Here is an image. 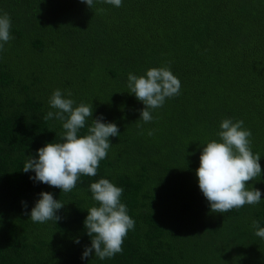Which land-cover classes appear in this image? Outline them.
I'll use <instances>...</instances> for the list:
<instances>
[{"label":"trees","instance_id":"trees-1","mask_svg":"<svg viewBox=\"0 0 264 264\" xmlns=\"http://www.w3.org/2000/svg\"><path fill=\"white\" fill-rule=\"evenodd\" d=\"M3 13L13 39L0 51V264H264L253 227H264V0H94L93 9L81 0H0ZM165 66L180 95L152 110L151 122L138 121L144 105L128 74ZM56 89L120 130L97 175H82L71 192L22 171L38 149L63 142V121L44 119L56 111L48 103ZM224 119L251 130L262 174L246 185L261 191L259 204L221 214L211 212L196 170ZM102 178L123 189L135 228L122 253L82 259L92 239L87 210L98 206L90 185ZM44 191L65 204L61 220L24 215Z\"/></svg>","mask_w":264,"mask_h":264},{"label":"clouds","instance_id":"clouds-1","mask_svg":"<svg viewBox=\"0 0 264 264\" xmlns=\"http://www.w3.org/2000/svg\"><path fill=\"white\" fill-rule=\"evenodd\" d=\"M93 9L94 0H81ZM100 3L115 7L122 6V0H98ZM12 22L7 13L0 15V51L13 39ZM127 87L130 94L143 103L140 119L144 123L153 120L152 110L163 107L166 99L180 95L181 81L169 67H153L146 75L128 74ZM67 96L72 92L67 90ZM56 111H49L45 120L63 121V142L47 143L37 150V156H29L22 171L34 172L30 177L35 182L58 188L61 192H71L79 178L96 176L100 161L108 155L112 143L110 137L120 135L119 127L114 122H104L101 115L93 119V106L80 103L74 107L75 101L65 98L60 89H56L48 101ZM88 118L92 125L87 134L78 135L85 128ZM148 135H153L150 130ZM220 142L213 140L203 147L200 164L196 170L198 185L213 213H226L232 209H240L244 205H256L261 201V191L257 188L249 190L246 185L262 174L259 153L251 150L252 132L244 128L243 120L224 119L218 132ZM92 199L98 206L91 207L84 221L87 235L91 237V246H85L82 259L95 253L100 260L112 258L123 251V242L129 230H134L135 220L128 214L126 204L121 202L123 189L100 179L90 185ZM29 215L34 223H46L50 220L62 219L57 213L65 204L54 198L51 192H41ZM25 209L27 203L22 202ZM255 235L264 239V227L253 221ZM80 243L79 239L75 241Z\"/></svg>","mask_w":264,"mask_h":264}]
</instances>
